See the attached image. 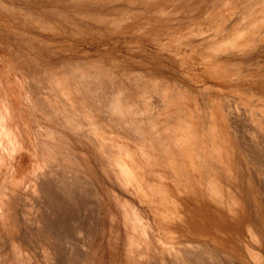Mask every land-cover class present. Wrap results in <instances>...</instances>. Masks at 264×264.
Instances as JSON below:
<instances>
[{
  "label": "bare ground",
  "instance_id": "6f19581e",
  "mask_svg": "<svg viewBox=\"0 0 264 264\" xmlns=\"http://www.w3.org/2000/svg\"><path fill=\"white\" fill-rule=\"evenodd\" d=\"M18 1L25 8L42 7L38 14V8H34L35 13L26 9L25 16L20 15L24 11L11 15L26 31L35 28L50 32H46L49 35L43 39L45 43L58 41L56 38L68 27L75 33L87 29L151 27L157 34L164 27L161 23L168 22L167 30L171 31L170 22L179 8L189 12L191 5L197 3L194 0H0V7L10 13L9 9L19 5ZM236 7V0H212L201 17L193 18L199 27H191L185 34L192 38L204 34L202 40L190 43L194 50L207 52L202 53L205 64H210L204 76L187 77L182 73L185 71L178 69L182 75L177 76L150 70L151 67L134 68L116 60L104 63L89 60V64L80 62L82 58L79 62L71 58L65 63V57L43 65L44 62L34 58L28 63L29 72L23 77L27 85L24 95L37 118L36 128L31 125L33 131H28L34 135L25 141L20 133L23 124L16 130L11 123L8 128L0 126L5 135L1 145L12 151L13 157L17 155L15 164L10 166L16 165L18 171L12 173V178L10 175V183L15 185L13 192L18 194L20 184H29L25 192L29 190L26 192H29V204L26 202L30 205L31 228L40 227L44 235L40 248L43 247L46 258H54L59 251L63 253L61 248L68 247L72 255L68 264H105L106 260L110 264H264V69L262 72L249 66L258 60L253 62L252 57L264 50V0H249L237 14L235 23L224 25L238 12ZM207 21L215 28L211 34L204 33L201 25ZM31 39L26 40L31 43ZM39 44L38 50L42 51ZM41 45L45 49L46 45ZM41 53L37 55L44 56V50ZM30 122H34L33 118ZM244 132L251 137L253 145H246ZM250 146H255L259 156ZM24 148L27 157L22 155ZM2 175L1 179H7ZM10 203L8 209L3 208L2 215L10 213L11 217L0 222V229L4 225L16 239L19 236H14L10 224L18 228L13 216L19 205L11 209ZM15 249L21 256V248ZM80 250L88 253L82 254Z\"/></svg>",
  "mask_w": 264,
  "mask_h": 264
},
{
  "label": "rangeland",
  "instance_id": "374dc122",
  "mask_svg": "<svg viewBox=\"0 0 264 264\" xmlns=\"http://www.w3.org/2000/svg\"><path fill=\"white\" fill-rule=\"evenodd\" d=\"M195 2H199L198 0H194ZM212 2V0H205V1H200L198 4L197 3H194L193 5H191L192 7L190 8L191 10L189 11V12H187V11H184L182 8H179V9H181L179 12H177L176 14H174L173 15V18H174V21L173 22H170L171 24L170 25H172V28H171V31H169V30H167V28H168V22H162L161 24L164 26V27H161V29H158L156 32H157V34L155 33V32H153V29L151 28V27H147L146 29L145 28H143V29H140V28H138V27H121V28H118V29H102V30H89V29H87L88 30V32H87V30L85 31V32H82V33H75V31L71 28V27H68V29L66 30V31H63V32H61L62 34H60V37H58V38H56V40H58V41H54L53 39L52 40H50V41H52V42H48L47 41V43H52L51 45L50 44H48L49 46H47L46 44L47 43H45L46 41L45 40H43L46 36H48L49 34H47V33H50V32H48V31H45L44 32V30H42V29H35V28H28L27 30H29V31H26V28L24 29L26 32H25V37H23L24 36V32H23V35H22V31H23V29L22 28H20V27H22L23 25H21V23H19L18 22V24H17V22H14V15H11L12 13L13 14H16V15H18L19 13L18 12H23V13H20V15H24L25 16V14L26 13H28V10L30 11V12H32V10H33V12L35 11L34 10V8L35 9H37L36 10V14H38V13H40L41 11H43V10H41L42 9V7L41 6H33L34 8H28V7H26L25 8V6H22V2H20V1H18V2H16V4H19V5H17V7L15 6V7H12V9H9L11 12L9 13V11H7L6 9H3L2 7H0L1 9H0V26H2V27H0V30L3 28V26L4 25H6V24H8V26L6 25V26H4V28L2 29V30H4V32L3 33H1L2 31H0V115H2L3 116V118H2V120H3V123L1 122V119H0V124L2 123V125H0V126H7L6 128H8V126H9V124L11 123V124H13L14 125V128H15V130H16V128L18 129H20L21 127V134H24V136H23V138L25 139L26 137H28L29 136V138L31 137V138H33L32 136L34 135L33 134V132H32V134H31V130L33 131V129L32 128H30V126L32 125V127L33 128H36V116L34 115V114H32V109H30L31 108V106L29 105V102H28V100H27V98H26V95H24V94H26V84H25V81H23V77H24V75H25V73L26 72H29V69H27L28 67H29V62H31L32 61V59H36L37 58V60L39 59L41 62H44L43 63V65L46 63H53L54 62V60H55V62H57L59 59L60 60H65V57H66V60H65V63L66 62H68L71 58H74V62H79L78 61V59H81L82 58V61H80V62H83V63H89L90 61L89 60H92V62L93 63H96V62H101V63H104V61H109V60H116V61H119V63H121V64H127L128 63V65H131V66H135L136 68H137V66H138V68H149V67H151V68H149L150 70H157V71H161V72H166V73H170V74H174V75H177V76H179V75H182V73L183 74H185L186 76L187 75H196V74H202L203 76L205 75L204 73L206 72V69H208L209 67H210V64H205L206 62H205V59L203 58L204 57V55H206V51H203V50H201V49H198L197 48V50L195 49H193V46L194 45H190V43H192V42H198V41H200V40H202L204 37H203V35L204 34H201V35H197V36H194L193 38L192 37H186L185 36V34H187L188 32H189V30H190V28L191 27H194V28H198L199 27V24H196V22H193L194 21V17H201L202 16V14H204V11H206L205 9H207L206 7H207V5H208V3H210V2ZM238 0H236V6H238V7H236V12L237 13H235L234 15L235 16H232L231 18H229V16L230 15H227V18H229V19H227V24H226V22L224 23V25H230V26H232L235 22V20L237 19V14H239V11L240 10H243V8H245L246 7V5L248 4V2H249V0H240V2L238 1ZM243 1V2H242ZM207 2V3H206ZM246 2V3H245ZM238 3V4H237ZM196 4V5H195ZM202 5V6H201ZM204 5V6H203ZM22 6V7H21ZM21 7V8H20ZM203 7V8H202ZM16 8H18L17 10H16ZM23 8H25V9H23ZM240 8H242V9H240ZM14 9V10H13ZM21 9H22V11H21ZM26 9H28L27 10V12H26ZM6 10V11H5ZM38 11V12H37ZM32 12V13H33ZM35 13V12H34ZM5 18V19H4ZM232 18H234V19H232ZM7 21V22H6ZM9 21V22H8ZM4 22H6V23H4ZM177 22H179V23H177ZM211 22H202L201 23V25H202V28L204 29V33H209V34H211L214 30H215V28L210 24ZM232 23V24H231ZM3 24V25H2ZM11 24V25H10ZM11 27H10V26ZM205 25V26H204ZM209 25V26H208ZM12 26H16V28H14V30L13 29H11V28H13ZM185 26V27H184ZM8 27H10V28H8ZM21 29H19V28ZM211 27V28H210ZM184 28V29H183ZM213 28V29H212ZM9 29H11L10 31H9ZM21 31V32H19V31ZM36 30V31H35ZM72 32V35H71V32ZM182 30V31H181ZM206 30H209V31H206ZM13 31V32H12ZM100 31V32H99ZM112 31V32H111ZM141 31H143V32H141ZM7 32H9V33H7ZM30 32V33H29ZM33 32H35L34 34H33ZM47 32V33H46ZM66 32V33H65ZM68 32H70V33H68ZM87 32V33H86ZM116 34H115V33ZM131 32V33H130ZM132 32H133V34H132ZM137 32V33H136ZM140 32H141V34H140ZM152 32V33H151ZM175 33V34H173V33ZM14 35H13V34ZM16 33V34H15ZM17 33H20V34H17ZM64 33V34H63ZM90 33V35H88ZM111 33V34H110ZM130 33V34H129ZM146 35H145V34ZM151 33V34H150ZM184 33V34H183ZM37 36H36V35ZM46 34V35H45ZM83 34H85V35H83ZM95 34V35H94ZM97 34V35H96ZM142 34H143V36H142ZM207 34H205V35H207ZM3 35V36H2ZM11 35V36H10ZM16 35H18L19 37H16ZM36 36V39L33 37V36ZM68 35V36H67ZM69 35L71 36V38L69 39L68 37H69ZM81 35V36H80ZM155 35H157V36H159L158 38L159 39H155L154 38V36ZM14 36L16 37V38H14ZM42 36V37H41ZM63 36V37H62ZM64 36H66V37H64ZM77 36V37H76ZM98 36H102L101 38L100 37H98ZM104 36V37H103ZM107 36H109V37H107ZM112 36V37H111ZM135 36V37H134ZM183 36V37H182ZM6 37V38H5ZM10 37H12L11 39H10ZM30 37V38H29ZM31 37L33 38V39H35V41L39 38V39H41V40H37L36 42L33 40L32 41V39H31ZM106 37V38H105ZM202 37V38H201ZM5 38V39H4ZM14 38V39H13ZM60 38V39H59ZM64 39V38H66L67 40H73V43H72V41H67V40H65V41H63L62 40V42H61V39ZM145 38V39H144ZM151 38H154V39H152V40H150ZM196 38V39H195ZM29 39H31V43H33V45L31 46L30 44V42L29 41H27V40ZM2 40V41H1ZM16 40V41H15ZM17 40H22V41H20V43H19V41L17 42ZM26 42H25V41ZM46 40H49V39H46ZM148 40H150V41H148ZM154 40H156V41H154ZM159 40H163L162 41V43H160L159 42ZM14 43H13V42ZM42 41V42H41ZM53 41H54V46H53ZM60 41V42H59ZM75 41V42H74ZM140 42V44H139V42ZM153 41V42H152ZM182 41V42H181ZM25 42V43H24ZM66 42V43H65ZM150 42V43H149ZM166 42V43H165ZM19 44V45H16V44ZM22 43V44H21ZM27 43V44H26ZM28 43H29V45L31 46H28ZM40 45V49L42 48V51L41 50H38V44ZM58 43V45H56ZM62 45H61V44ZM69 43V44H68ZM155 43V44H154ZM159 43V44H158ZM41 44H45L44 46H45V49H43V45H41ZM60 44V45H59ZM65 44H67V45H65ZM163 44V45H162ZM165 44V45H164ZM193 44H195V43H193ZM71 45V46H70ZM72 45H75V47L73 46V48H72ZM9 46V47H8ZM20 48H19V47ZM50 46H52V47H54V48H61V46H64V47H62V49H60V50H58V49H54V48H51ZM59 46V47H58ZM138 46H139V48H138ZM13 47V48H12ZM50 47V48H49ZM71 47V48H70ZM163 47V48H162ZM28 48H30L28 51H27V49ZM33 48V49H32ZM36 48V49H35ZM67 48H68V50H67ZM147 48V49H146ZM166 48V49H165ZM19 49V50H18ZM53 49V50H52ZM117 49V50H116ZM147 51H146V50ZM164 49V50H163ZM12 50V51H11ZM15 50H16V53H15ZM35 50H38V52L39 53H36L37 51H35ZM43 50H44V52H45V54L43 53ZM55 50V51H54ZM56 50H58L57 52H56ZM114 50V51H113ZM118 50H119V52H118ZM158 50V51H157ZM3 51V52H2ZM7 51H9V53H12L11 55L9 54H7L8 52ZM33 51V52H32ZM44 54V56H41V55H37V54H40L41 52ZM48 51V52H47ZM60 51H61V53H60ZM178 51V52H177ZM29 52V53H28ZM56 52V53H55ZM59 52V53H58ZM72 52V53H71ZM115 52V53H114ZM196 52V53H195ZM261 52V53H260ZM258 54H256L254 57H252L251 59H252V61L253 62H255L257 59V61H256V63H253V64H251V65H249V66H252L253 68H254V66L256 67V69L257 68H260L259 70L260 71H262L263 69H264V50L263 51H260ZM1 53H3L5 56L3 57L2 55H1ZM15 53V54H14ZM18 53L21 55L22 53V55L19 57L18 56ZM25 53H27L26 55H25ZM31 53V54H30ZM34 55H33V54ZM41 53V54H42ZM46 53H47V56H45L46 55ZM50 53H51V55H50ZM58 53V54H57ZM204 55H203V54ZM28 54H30V55H28ZM42 54V55H43ZM52 54H53V56H52ZM55 54V55H54ZM58 56H57V55ZM61 54V55H60ZM115 54V55H114ZM119 54V55H118ZM159 54V55H158ZM176 54H178V58H177V56H176ZM263 54V55H262ZM60 55V56H59ZM69 55V56H68ZM77 57H75V56ZM104 55V56H103ZM112 55V56H111ZM129 57H127V56ZM131 55V56H130ZM160 55L161 56H163V58H160ZM180 55V56H179ZM198 55V56H197ZM259 55V56H258ZM262 55V56H261ZM12 58V57H14L15 59H11L10 57ZM16 56V57H15ZM34 56V57H33ZM58 58H57V57ZM62 56V57H61ZM73 56V57H72ZM120 56V57H119ZM133 56V57H132ZM170 56V58H169V60H168V57ZM192 56V57H191ZM7 57H8V59H7ZM18 57V58H17ZM24 57V58H23ZM50 57V58H49ZM61 57V58H60ZM68 57H70V58H68ZM92 57V58H91ZM103 57L105 58V59H103ZM131 57H132V59H131ZM166 57V58H165ZM176 57V58H175ZM4 60H3V59ZM7 60H6V59ZM46 58V59H45ZM53 58V59H52ZM87 58H88V60H87ZM119 58H121V60L119 59ZM174 58V59H173ZM191 58V59H190ZM260 58V59H259ZM17 59H19V61L17 62ZM41 59H43V60H41ZM47 59H48V61H47ZM49 59H52V60H49ZM68 59V60H67ZM75 59H76V61H75ZM84 59V60H83ZM87 61H86V60ZM95 59H98L97 61L95 60ZM101 59V60H100ZM130 59V61H128ZM135 59V60H134ZM138 59V60H137ZM170 59H171V61H170ZM176 59V60H175ZM178 59V60H177ZM188 59V60H187ZM255 59V60H254ZM45 60V61H44ZM124 60H126V62L124 61ZM144 62H143V61ZM175 62H174V61ZM179 60H180V62H179ZM182 60V61H181ZM185 60V61H184ZM191 60V61H190ZM196 60V61H195ZM245 60V59H244ZM2 61V62H1ZM40 61H38V62H40ZM51 61V62H50ZM72 61V60H71ZM136 61V62H135ZM159 63H158V62ZM199 63H198V62ZM16 63V65L15 66H17L18 64V66H17V69H16V67L14 66V64ZM20 62V63H19ZM40 62V64H42ZM64 62V61H63ZM99 62V63H100ZM137 62H139L140 64H138ZM142 62V63H141ZM155 62V63H154ZM160 62H163V63H160ZM170 62H172V63H170ZM259 62V64L257 65V63ZM11 63H12V65H11ZM29 63V64H28ZM133 63H135V64H133ZM153 63V64H152ZM158 63V64H157ZM178 63V64H177ZM186 63H188V64H186ZM189 63H190V65H189ZM89 64H91V62L89 63ZM160 64H162V66H160ZM164 64V65H163ZM168 64H170V65H172V66H170L169 65V68L167 67L168 66ZM182 64H184V65H186V66H182ZM192 64V65H191ZM199 66H198V65ZM249 63H245L244 65H248ZM137 65V66H136ZM140 65H144V66H140ZM149 65V66H148ZM153 65V66H152ZM167 65V66H166ZM194 65V66H193ZM209 67H208V66ZM20 66V67H19ZM159 66V67H158ZM179 66V67H178ZM189 66V68H187ZM191 66H193L192 68H191ZM195 66H196V68H195ZM203 66H204V68H203ZM19 67V68H18ZM24 68V70H23V68ZM27 67V68H26ZM134 67V68H135ZM162 67V68H161ZM181 67V68H180ZM185 67V68H184ZM200 67H202L201 69H200ZM161 68V69H160ZM164 68V69H163ZM172 68H174L176 71H174V69L172 70ZM194 68V69H193ZM185 71V72H182L181 74H179L180 72L178 71ZM189 69V70H188ZM192 69V70H191ZM199 71H197V70ZM203 72H201L200 70ZM26 70V71H25ZM28 70V71H27ZM172 70V71H171ZM188 70V71H187ZM196 70V71H195ZM253 70H255V69H253ZM20 71V72H19ZM25 71V72H24ZM174 71V72H173ZM191 72V74H190V72ZM16 74H15V73ZM188 72V73H187ZM263 72V71H262ZM17 73H19V75H20V73H21V76H19ZM178 73V74H177ZM195 73V74H194ZM17 76H19V77H17ZM20 78L21 77V79H22V82L21 81H19V80H21V79H18L17 80V78ZM182 77V76H181ZM187 77H189V76H187ZM182 78H184V77H182ZM187 79V78H186ZM188 80V79H187ZM17 82H20V83H22L24 86H22V84H20V83H17ZM7 83V84H6ZM19 85L20 84V86H15L14 87V85ZM20 87H21V89H20ZM23 87V88H22ZM16 88V89H15ZM25 88V89H24ZM20 89V90H19ZM214 89V88H213ZM17 91V92H15V91ZM212 89L211 88H209V91H211ZM4 92V93H3ZM19 93H22L21 95L19 94ZM20 95V97H16V95ZM5 96V97H4ZM24 96H25V99H24ZM13 97V98H12ZM9 98H11V99H9ZM19 98V99H18ZM3 99V100H2ZM18 99V100H17ZM10 100H11V103H10ZM26 100V101H25ZM18 101V102H17ZM16 102V103H15ZM28 103V104H27ZM7 104H8V106H7ZM10 104V105H9ZM18 104H20V105H18ZM2 105V106H1ZM4 105V106H3ZM12 105V106H11ZM14 105V106H13ZM17 105L18 106H20V108L19 107H17ZM30 106V107H29ZM7 107H8V109H7ZM9 107H11V108H9ZM16 107H17V109H18V111H17V113H15L16 112ZM13 108V109H12ZM14 108H15V110H14ZM11 110V111H10ZM14 110V111H13ZM23 110V111H22ZM32 110V111H31ZM7 111H10V112H7ZM20 111H22L21 112V115H19L20 114ZM8 113V115H7V113ZM19 112V113H18ZM31 112V113H30ZM16 115H15V114ZM14 114V115H13ZM22 114L24 115L23 116V118H21L22 117ZM33 116V117H30V116ZM8 116V117H7ZM19 116H21L20 117V120H19ZM6 117V118H5ZM25 117H27V118H25ZM9 118H10V120H9ZM14 118H16L19 122V124H17V121H15V119ZM28 118L32 121V118H33V123L32 122H30V120H28ZM11 120H12V122H11ZM25 122H24V121ZM8 121V122H7ZM21 121H23V122H21ZM5 122V123H4ZM31 124H30V123ZM25 123L27 124V125H25ZM30 125H29V124ZM5 124V125H4ZM7 124V125H6ZM20 124L22 125H24V126H26L27 128H28V130L26 129V127H23V125L21 126V127H18V126H20ZM255 124V125H254ZM253 125H254V127H256V123H254ZM17 125V126H16ZM34 125V126H33ZM2 127H0V131H1V128ZM24 128V129H23ZM257 129H258V125H257V127H256ZM25 129H26V131H25ZM29 129H31L30 130V134L31 135H29V133H28V131H29ZM19 132V131H18ZM28 134H27V133ZM26 135V136H25ZM246 136H247V138L250 140H247V138H246ZM242 137H243V139H244V141H245V143H246V145L248 146V145H250V143L252 142V140L250 139L251 137L249 136V135H247V133H243L242 134ZM5 140V135L3 134V129H2V131L0 132V158H2V157H4L5 159H7V160H5L4 158H2V160H3V167L2 166H0V176L2 175V173H3V177H6L7 179H5L4 180V178H2L3 179V181H2V179H1V177H0V222H1V224H2V222L3 221H5L6 219H10V217H11V215H10V213H9V216H8V214H4V215H2V213L4 212V209L3 208H6V209H8V207H9V203L10 202H12V203H10V206H11V209H12V206L13 207H16L17 205H19L18 207H16V209H15V211H14V215L15 216H13V217H15V219H16V221H17V224H18V228H15V226L12 224H10V227L12 228V229H10L13 233H14V236H19V237H17L16 239L15 238H13L12 237V234H11V232L9 231V229L7 228V227H5L4 225H3V229H0V241H1V244H0V264H11L10 262H12L13 264H14V262H15V259L17 258V260H16V262L17 263H15V264H21V262L20 261H22V264L24 263H26V264H68V260H69V258L70 257H72V255H71V253H70V249L68 248V247H65L64 245H63V247H65V249L64 248H61V251L63 252L62 254H61V252L59 251V253L61 254V255H58L59 253H57V255L55 254L54 255V258L52 257V258H50V259H48V258H46L47 256L44 254L45 252L43 251V247L42 248H40V245L42 246V244H40V243H43V241H44V235L42 234L41 235V233H42V231L41 230H39L40 229V227H34V228H31V227H33L32 226V224H31V221H30V219H29V213H28V209H29V206L30 205H27V202H28V204H29V200H28V193H26L27 191H29V190H27L26 192H25V190L28 188L29 189V186L27 187V185H29V184H23V185H21L20 184V186H19V193L18 194H16L15 192H13V189L12 188H14V184H11L10 183V180H11V178L18 172L17 170H16V165L14 166V164H15V158L17 157V155L16 156H14L13 157V153H12V151H9L5 146L3 147V145H1V144H3V141ZM26 140H28L27 138L25 139V141ZM249 141V142H248ZM28 142V141H27ZM248 143V144H247ZM252 144V143H251ZM253 145V144H252ZM65 146H66V144H65ZM254 147V148H253ZM250 146V149L252 150V152H255V154L256 155H258L259 156V153H258V151H257V149L255 148V146ZM2 150H3V152H2ZM6 150L8 151V152H6ZM24 150V151H23ZM21 152H23L22 153V155H23V157L24 156H26L27 157V148H24ZM8 155H7V154ZM19 154H21V153H19ZM8 156V157H7ZM12 156V157H11ZM12 159V160H11ZM8 162V164L7 163H5V162ZM10 161H11V163H10ZM12 163H14L13 164V166H12V168L10 167L11 165H12ZM0 164H2V163H0ZM7 164V165H6ZM10 164V165H9ZM4 165L6 166V167H4ZM10 168H9V167ZM1 167H2V169H1ZM8 167V168H7ZM14 167V168H13ZM8 169H10L11 171H7ZM15 171H13V170ZM8 172V175H7V172ZM10 172H11V174H10ZM14 175H13V174ZM7 175V176H6ZM10 175H11V178H10ZM5 181V182H4ZM8 182V183H7ZM6 183V184H5ZM9 183H10V185H9ZM262 184H264V181L262 182ZM7 186V187H6ZM9 187H11L10 189H9ZM23 187V188H22ZM27 187V188H26ZM5 188H8L9 190H10V192L8 191V189H5ZM22 189L24 190L23 192H21L22 191ZM8 193V194H7ZM10 193H11V196H10ZM23 193V194H22ZM25 194H26V196H25ZM18 195V196H17ZM22 196H24V198L22 199ZM11 197V198H10ZM17 197V198H16ZM27 197V198H26ZM20 198V199H19ZM17 199V200H16ZM12 200V201H11ZM23 200H24V202H23ZM26 200H27V202H26ZM17 201V202H16ZM5 202V205L3 206V203ZM23 205V206H22ZM21 207V208H20ZM24 207V208H23ZM23 208V209H22ZM27 208V209H26ZM21 210V211H20ZM25 211V213H23ZM25 215H27V216H25ZM16 216H17V218H16ZM19 216V217H18ZM19 218H20V220H19ZM27 218V219H26ZM18 219V220H17ZM29 219V221L27 222L26 220H28ZM21 223V224H20ZM4 224V223H3ZM31 226H30V225ZM20 225V226H19ZM27 226V227H26ZM29 228V229H28ZM37 229V230H36ZM5 232H4V231ZM31 230V231H30ZM31 232L30 234L29 233H26V232ZM34 231V232H33ZM35 233H36V236H34L35 235ZM26 234V235H25ZM38 234H40V235H38ZM28 235V236H27ZM25 236V237H24ZM34 236V237H33ZM3 239H2V238ZM22 237V238H21ZM37 237H38V239H37ZM43 237V238H42ZM19 238V239H18ZM23 238H25V239H23ZM28 238V239H27ZM31 238V239H30ZM36 238V239H35ZM40 238H42L41 240H40ZM2 239V240H1ZM22 239V240H21ZM27 239V240H26ZM30 239V240H29ZM4 240V241H3ZM9 240V241H8ZM18 240V241H17ZM21 240V241H20ZM34 240V241H33ZM38 240V241H37ZM43 240V241H42ZM2 241H3V243L5 244V245H3V243H2ZM37 241V242H36ZM8 242V243H7ZM26 242V243H25ZM33 242V243H32ZM24 243V244H23ZM38 245H36V244ZM39 243V244H38ZM14 244H16L19 248H21V256H20V254H18V253H16V252H18V250H16L15 248H18L17 246L16 247H14ZM32 244V245H31ZM3 245V246H2ZM2 246V247H1ZM6 246V247H5ZM10 246V247H9ZM21 246V247H20ZM4 247V248H3ZM13 247V248H12ZM37 247V248H36ZM2 248V249H1ZM23 248L25 249V250H23ZM66 248H68L67 249V254H66ZM11 249H15V251L14 250H11ZM63 249V250H62ZM3 250V251H2ZM5 250V251H4ZM27 250V252L29 253V255H28V253H24L25 251ZM6 251H9V252H6ZM23 251V252H22ZM43 251V252H42ZM81 251V250H80ZM83 251V250H82ZM81 251V252H82ZM4 252V253H3ZM15 252V253H14ZM5 253H7V255L9 256H7ZM70 253V254H69ZM84 253H88V252H86V251H83L82 252V254H84ZM25 254H27L26 256L28 257H26V256H24ZM64 254V255H63ZM3 255H5V256H3ZM17 255V256H16ZM68 255V256H67ZM71 255V256H70ZM101 255V254H100ZM107 256L106 257H108V259H109V257H110V253H107L106 254ZM7 256V257H6ZM24 256V257H23ZM56 256V257H55ZM64 257V259H62V257ZM70 256V257H69ZM74 256V255H73ZM4 257V258H3ZM10 257H11V260H10ZM16 257V258H15ZM21 257V259L19 260V258ZM58 257V258H57ZM60 257H61V259H60ZM3 258V259H2ZM8 258V259H7ZM15 258V259H14ZM29 260L30 258H31V260L30 261H28L27 259ZM53 259H56V260H53ZM65 259H67V261L65 260ZM5 260V261H4ZM9 260V261H8ZM49 260V261H48ZM52 260H53V262H52ZM63 260H64V262H63ZM108 260H106L105 261V264H110V262L108 261ZM8 262V263H7ZM48 262V263H47ZM51 262V263H50ZM76 264V263H75Z\"/></svg>",
  "mask_w": 264,
  "mask_h": 264
}]
</instances>
